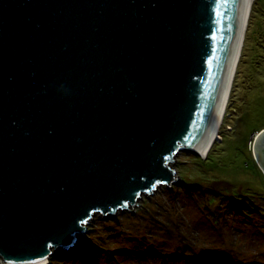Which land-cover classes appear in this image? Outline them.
<instances>
[{
	"label": "water",
	"instance_id": "1",
	"mask_svg": "<svg viewBox=\"0 0 264 264\" xmlns=\"http://www.w3.org/2000/svg\"><path fill=\"white\" fill-rule=\"evenodd\" d=\"M248 2L0 0L3 264L45 263L204 157ZM251 147L264 174V127Z\"/></svg>",
	"mask_w": 264,
	"mask_h": 264
},
{
	"label": "rangeland",
	"instance_id": "2",
	"mask_svg": "<svg viewBox=\"0 0 264 264\" xmlns=\"http://www.w3.org/2000/svg\"><path fill=\"white\" fill-rule=\"evenodd\" d=\"M247 25L209 154L178 152L176 184L144 193L134 210L96 213L47 264H264V174L251 147L264 127V0Z\"/></svg>",
	"mask_w": 264,
	"mask_h": 264
},
{
	"label": "bare ground",
	"instance_id": "3",
	"mask_svg": "<svg viewBox=\"0 0 264 264\" xmlns=\"http://www.w3.org/2000/svg\"><path fill=\"white\" fill-rule=\"evenodd\" d=\"M252 3H253V0H249L248 6H247V10H246L245 16L243 18L242 27H241L242 33H241V36H240L239 44H238L236 55H235V59H234V68L232 70L231 77L229 78L228 84H227V89H226V94H225V104H224V109H223V112H222V116H220V121L218 123V126L215 127V130H214V133H213V136H212L211 145L208 146L205 155L209 154V152H210V150H211V148L213 146V142L215 141V138H216L217 133H218L219 126L221 125V122H222V119H223V116H224V113H225V110H226V103H227L228 98H229L230 93H231V89H232V86H233V83H234L236 71H237V68H238V63H239L240 56H241L242 49H243V44H244L245 38H246V30H247V27H248L247 24H248V21H249V18H250V14H251ZM47 263H49V260L46 261L45 263H41V264H47Z\"/></svg>",
	"mask_w": 264,
	"mask_h": 264
}]
</instances>
